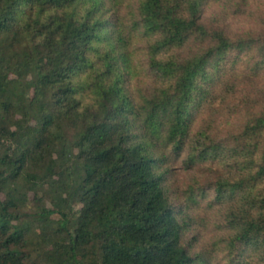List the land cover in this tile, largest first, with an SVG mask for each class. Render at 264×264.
Wrapping results in <instances>:
<instances>
[{"label": "trees", "instance_id": "16d2710c", "mask_svg": "<svg viewBox=\"0 0 264 264\" xmlns=\"http://www.w3.org/2000/svg\"><path fill=\"white\" fill-rule=\"evenodd\" d=\"M128 2L0 0V264H264V0Z\"/></svg>", "mask_w": 264, "mask_h": 264}, {"label": "rangeland", "instance_id": "374dc122", "mask_svg": "<svg viewBox=\"0 0 264 264\" xmlns=\"http://www.w3.org/2000/svg\"><path fill=\"white\" fill-rule=\"evenodd\" d=\"M136 0H129L128 5H131L133 7H135V2ZM226 3H213V4H209L206 8H205V17L211 18L214 16H219L220 18H224L225 16V11L224 9L226 8L225 5ZM258 4V2L254 3L253 5H249L247 7L246 10V14L240 16L238 19L236 20H230L229 18L227 19L228 21V26L233 29V31L235 33H242L244 31L250 30V28H254L255 24L253 19L255 20L256 18L252 15L254 13H256L257 9H256V5ZM126 6L127 4L123 7L122 12L126 13ZM223 22V21H222ZM141 44V43H140ZM142 45V44H141ZM142 62L145 61L144 58L139 59ZM134 62L136 64V69H138V62L137 59H134ZM239 106V108H241L239 110L240 113H235L237 111L233 112L234 106ZM238 108V109H239ZM245 112H247L245 110V108L243 107V105L238 101L235 100L233 102V105L229 108V110L226 112V115L221 116L219 118H217V125L219 127L220 130H224L226 128L229 127L228 130H231L233 126H237L239 123V119L242 118L243 115H245ZM235 113V114H233ZM232 125V126H231ZM231 126V127H230ZM203 176H200L199 178L201 179ZM197 178V176H190L187 174H178L175 175V181L177 184L176 188H180V189H187L186 187L192 183V179ZM202 182V180H200ZM203 184V183H202ZM47 209H51V206L49 204H46ZM27 208L26 212H29L31 209L34 208V203H33V195L29 194L28 195V204H27ZM80 206L76 205L75 206V210H79ZM199 213L201 212L202 214H200L202 217L205 218V220L207 221V224L205 225L204 228H201L202 230V234H201V238H200V247H204V246H208L209 244H211L219 235L220 233L218 231L215 230L214 228V222H217L219 219L217 217V215L215 214V212H210L207 213V211L205 213H203V211H198ZM52 219L57 220L59 219V217L57 215H53ZM199 249V248H198ZM219 261L221 259V257H218ZM217 259V260H218ZM216 264V263H214ZM219 264H222V262L220 261Z\"/></svg>", "mask_w": 264, "mask_h": 264}]
</instances>
